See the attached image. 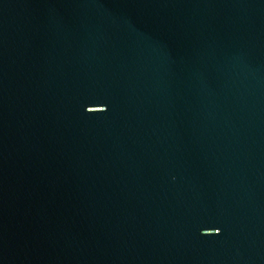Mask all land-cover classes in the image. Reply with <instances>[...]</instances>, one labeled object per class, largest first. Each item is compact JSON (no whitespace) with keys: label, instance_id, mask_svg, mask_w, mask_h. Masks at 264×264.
I'll return each mask as SVG.
<instances>
[{"label":"water","instance_id":"95a60500","mask_svg":"<svg viewBox=\"0 0 264 264\" xmlns=\"http://www.w3.org/2000/svg\"><path fill=\"white\" fill-rule=\"evenodd\" d=\"M0 264H264V0H0Z\"/></svg>","mask_w":264,"mask_h":264}]
</instances>
